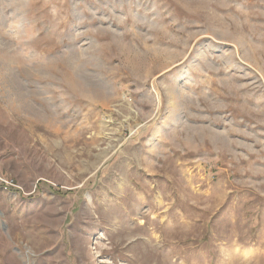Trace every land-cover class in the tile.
Listing matches in <instances>:
<instances>
[{"label": "rangeland", "instance_id": "1", "mask_svg": "<svg viewBox=\"0 0 264 264\" xmlns=\"http://www.w3.org/2000/svg\"><path fill=\"white\" fill-rule=\"evenodd\" d=\"M0 264H264V0H0Z\"/></svg>", "mask_w": 264, "mask_h": 264}]
</instances>
